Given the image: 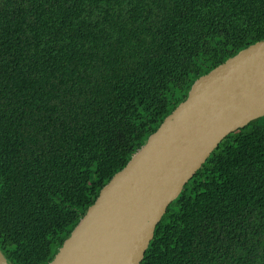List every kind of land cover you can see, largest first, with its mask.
<instances>
[{
    "label": "trees",
    "instance_id": "obj_1",
    "mask_svg": "<svg viewBox=\"0 0 264 264\" xmlns=\"http://www.w3.org/2000/svg\"><path fill=\"white\" fill-rule=\"evenodd\" d=\"M264 38V0H0V253L47 264L198 76ZM139 264H264V115L226 134Z\"/></svg>",
    "mask_w": 264,
    "mask_h": 264
},
{
    "label": "water",
    "instance_id": "obj_2",
    "mask_svg": "<svg viewBox=\"0 0 264 264\" xmlns=\"http://www.w3.org/2000/svg\"><path fill=\"white\" fill-rule=\"evenodd\" d=\"M264 115V38L198 76L99 189L47 264H139L166 206L229 132ZM0 264H9L0 253Z\"/></svg>",
    "mask_w": 264,
    "mask_h": 264
}]
</instances>
